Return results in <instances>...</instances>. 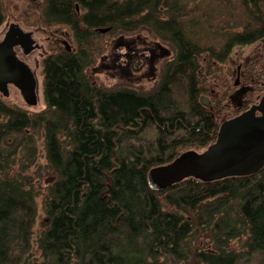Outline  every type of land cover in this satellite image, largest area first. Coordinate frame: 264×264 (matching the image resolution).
Instances as JSON below:
<instances>
[{"label":"trees","instance_id":"1","mask_svg":"<svg viewBox=\"0 0 264 264\" xmlns=\"http://www.w3.org/2000/svg\"><path fill=\"white\" fill-rule=\"evenodd\" d=\"M39 1L16 13L21 29L66 24L74 50L44 58L37 111L0 94V264H264V166L161 191L147 180L151 168L212 142L194 97L192 56L222 41L230 53L264 39V0ZM74 2L85 7L77 19ZM9 8L0 0V27ZM112 18L119 34L146 28L172 49L149 91L106 90L84 72L99 36L92 29ZM35 135L55 176L36 232Z\"/></svg>","mask_w":264,"mask_h":264},{"label":"flooded vegetation","instance_id":"2","mask_svg":"<svg viewBox=\"0 0 264 264\" xmlns=\"http://www.w3.org/2000/svg\"><path fill=\"white\" fill-rule=\"evenodd\" d=\"M27 1L29 3H36V5H39L38 3L40 2L39 0H27ZM71 11H72L71 13H72L73 18L77 19V18H80L81 15L83 14V12L85 11V7L83 8L82 6L79 5L78 2H74ZM57 26H60V25H57ZM62 26H65L69 32L67 31V32H63V34L62 33L59 34L58 31L57 32H55L54 30L51 31V28H50V30L48 29V31L37 30V31H34L33 33V31L32 32L25 31L22 29L25 32L31 33V37L34 40V42L32 43V49H30L27 53H25L23 51V48L20 45H17L14 47L16 56L21 61L26 63L30 67L33 73V76L36 82V88H35L36 101L40 100V97L42 99V95H43V79H44L43 60L44 58L50 55L51 52H54V50H61L66 53H71V51L74 50V42L72 43L70 41L69 44H66L64 42L65 36L68 33H70V31L72 34V39L74 41V31L71 30V28L66 24ZM77 26L82 27L83 29L86 28V26H84L82 22L78 23ZM223 28L225 29L224 26ZM92 30L93 31L96 30L99 36L97 38L94 37L95 38L94 41L96 42L95 43L96 46L94 49L96 51L94 52V57L92 59V62L84 70L86 74H87V69H90L96 63L95 56L102 54V52L106 50L108 42L114 38H117V35H118L117 28L115 26V23L113 22V18L110 20L108 25L93 28ZM42 33L48 34L47 36L43 37L45 40H42L40 38L41 37L40 34ZM67 38L69 39L68 36ZM261 41H264V39L259 40L258 42H255L253 44L259 43ZM220 43L222 45L221 46L217 45L216 48H213L214 51L213 50L206 51L207 52L206 57L208 61L206 60V58H203L204 52H200L199 54H195L192 56L194 59H196L195 61L197 62L196 63L197 70H196V73H194V75L196 76V78H194V85H193L194 97H195L196 105L202 111H205L206 114H208L207 116L209 117V121H210L209 122L210 124L209 132L207 133V136H206L208 138H212L213 136L215 138L219 125L222 122L240 114L241 112L251 108L252 106L257 105L260 99L264 96V94H262L261 96L258 94L256 95L255 99H251V97L247 99L246 96L241 95L242 97H239L240 100L236 101L237 106L234 107L232 112L230 111L227 117L226 116L222 118L217 117L218 115L222 114V110L230 106L229 100L231 98V95H230L231 88H229V86L231 85L228 86V82L230 81L228 79L234 76L231 82L233 83L235 87H237V85L240 83L239 80H240L241 75L242 77L243 75L244 76L251 75L255 71L256 67L259 65L257 61L256 63L255 62L249 63L247 65H243L242 63L237 64L235 66V70H234V66L232 68H229L230 67L229 66L230 53L228 52L223 53V47L226 46V42L222 41ZM143 46L144 47L137 46L135 43V40H128V41L120 42L119 44L115 41L113 44V48H112L113 50L109 57V61L103 65V68H105L108 71L113 72V73L109 72L110 76L120 75L121 77H123V75H125L127 76V78L129 77L130 81L132 82H133V79L142 80L144 77H149L151 75L152 77H154L155 68L153 67V63L155 62L156 57H155L153 48L148 44L147 45L145 44ZM246 46H249V44ZM199 58L202 60H206L205 63H208V64L213 63L215 65L216 64L222 65L225 68L218 69L216 66L217 68L216 70L218 72L226 70V73L225 74L221 73L222 75L221 77L219 76L214 77L216 73L213 74L212 71H207V73L200 72L201 69H199L200 68ZM227 64H228V67H227ZM165 65L166 63L160 68V71L158 72L157 80L152 87H148L147 89H144L142 86L143 84L140 83L142 86L140 88L143 91H149L159 82V80L161 79V76L165 72ZM89 78L94 85L100 86V85L95 84V82H93L91 76ZM208 79H212L211 80L212 82L209 83ZM244 82L247 83L246 81ZM262 84H264V82ZM117 88L118 87H111L106 90H112V89H117ZM12 90H16L20 94L19 90L16 89L12 85H8L7 92L5 95L3 93H0V94L3 96V98H9V94ZM235 96L236 95L234 94L232 98H234ZM236 100H237V97H236ZM256 114H258V111H256ZM192 149L193 148H190L187 150H192ZM203 149H200V150L195 149V150L202 151Z\"/></svg>","mask_w":264,"mask_h":264},{"label":"water","instance_id":"3","mask_svg":"<svg viewBox=\"0 0 264 264\" xmlns=\"http://www.w3.org/2000/svg\"><path fill=\"white\" fill-rule=\"evenodd\" d=\"M33 42L31 33L17 24H10L0 39V93L5 95L8 85H12L27 105L36 103V82L30 67L16 56L14 47L20 45L27 53ZM263 166L264 96L257 105L222 122L205 149L186 150L168 163L151 168L147 180L153 189L161 191L189 177L209 182L252 175Z\"/></svg>","mask_w":264,"mask_h":264},{"label":"rangeland","instance_id":"4","mask_svg":"<svg viewBox=\"0 0 264 264\" xmlns=\"http://www.w3.org/2000/svg\"><path fill=\"white\" fill-rule=\"evenodd\" d=\"M8 2L10 3V8H9V12H7V18L4 24L0 27V39L3 37L4 33L7 31L10 24H17L20 27V24L17 22L15 16H16V13L21 12V10L23 9L22 7H24L27 3V0H8ZM48 29L50 30V28H47V31ZM53 30L55 32L58 31L59 34L60 33L63 34V32L68 31L65 26H55V27L53 26L51 27V31ZM47 35H48L47 33L45 34L42 33L40 34L41 36L40 38L42 40H45L43 37ZM67 36L69 37V39L67 38ZM64 40L66 44H69L70 41L72 43L74 42L72 39L71 31L65 36ZM128 40H135V43L137 46L144 47L143 45L148 44L153 48V51L156 57V60L153 63V67L155 68L154 77H152L151 75L149 77H144L142 80L133 79V82H132L130 81V78L129 77L127 78V76L125 75H123V77H121L120 75L110 76V73H113V72L108 71L105 68H103V65L109 61V57L113 50L112 48H113L114 42L116 41L119 44L120 42H124ZM208 44H211V43L208 42ZM208 46L209 45H206L204 47L202 46V48H205ZM216 47L217 46H214L213 48H216ZM201 52H204L203 58H206L207 60V57H206L207 52L206 51H201ZM172 56H173L172 49L164 41H161L159 38H157L154 34H152V32L148 31L146 28H141L137 31H134L133 33L132 32L120 33V34L118 33L117 38H114L108 42L106 50L103 51L102 54L95 56L96 59L95 58L94 59L96 63L94 64L93 67H91L90 69H87V74L89 75V77L90 76L92 77V80L93 82H95V84L106 87V88L107 87L109 88L123 87L124 85H129L139 90L141 89L140 87L142 86L144 89H147L148 87H152L155 84L160 68L165 63H168V61H170ZM229 56H230L229 57V66H230L229 68H232L234 66V70H235V66L241 63L243 65H247L249 63H254V62L256 63L258 61L259 65L256 67L255 71L251 75L249 76L243 75V77L241 75L240 80H239L240 83L237 85V87H235L233 83L231 82L234 76L228 79L230 80L228 82V86L231 85L229 86V88H231V92H230L231 98L229 100L230 106L222 110V114L218 115L217 116L218 118L219 117L222 118L224 116L227 117L230 111L232 112L234 107L237 106L236 101L240 100L239 97H242L241 95L246 96L247 99L250 97L251 99H255L256 95L259 94L261 96L262 94H264V84H262L264 82V41H261L256 44H251L249 46H242V47L236 46L232 49ZM206 60H202L199 58V64H200L199 69H201L200 72L207 73V71H212L213 74L216 73L214 77L216 76L221 77L222 76L221 73H224V74L226 73V70H223L220 72L216 70L217 68L218 69L225 68L222 65L220 64L215 65L213 63L208 64V63H205ZM227 67H228V64H227ZM211 80L212 79H208V82L211 83L212 82ZM244 81H246L247 83H245ZM140 83L143 85L141 86ZM234 94L236 96L232 98ZM236 97H237V100H236ZM7 100L17 106H23V108H27L30 111H33V110L37 111L43 106L42 99L40 97V100L36 101V103L33 106L28 107L26 103L24 102V100L22 99V96L16 90H12L10 92L9 98H7ZM146 136H149V135L146 134ZM33 139L35 140L34 144L36 147L35 155H34L35 161L33 162V164L30 165V175H31V179L35 187H37L38 189L37 191H39V194H40V196L37 199V216L36 217L38 218L36 220V226L34 227V232H36L35 228L38 227L39 222L41 220H44V217H45L42 207H41L42 196L45 193V190L47 189V187L50 184H52V182H54L55 176L51 173H48L45 169L43 148L41 146V138L35 135ZM51 177H53L54 179L52 181L46 182V180H48Z\"/></svg>","mask_w":264,"mask_h":264},{"label":"bare ground","instance_id":"5","mask_svg":"<svg viewBox=\"0 0 264 264\" xmlns=\"http://www.w3.org/2000/svg\"><path fill=\"white\" fill-rule=\"evenodd\" d=\"M30 106H32V105H30Z\"/></svg>","mask_w":264,"mask_h":264}]
</instances>
